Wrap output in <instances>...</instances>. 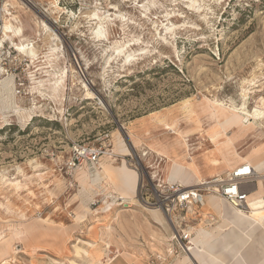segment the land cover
<instances>
[{"label": "rangeland", "instance_id": "obj_1", "mask_svg": "<svg viewBox=\"0 0 264 264\" xmlns=\"http://www.w3.org/2000/svg\"><path fill=\"white\" fill-rule=\"evenodd\" d=\"M6 25L23 37L6 40ZM263 96L264 0H0V264L186 260L169 219L171 231L144 208H154L151 176L168 179L175 163L188 174L195 162L209 181L212 156L225 178L233 154L263 153V122L228 130V149L208 140L215 103L253 112ZM106 132L115 157L101 165L135 171L138 202L119 201L106 178L92 183L99 167L66 174L71 148ZM201 213L217 217L202 226L219 225L210 206Z\"/></svg>", "mask_w": 264, "mask_h": 264}, {"label": "bare ground", "instance_id": "obj_2", "mask_svg": "<svg viewBox=\"0 0 264 264\" xmlns=\"http://www.w3.org/2000/svg\"><path fill=\"white\" fill-rule=\"evenodd\" d=\"M97 19L99 20L97 24L103 25V16L96 15L95 20ZM4 29L6 40L12 39V34L14 38L23 37L20 28H16L12 25H6ZM102 35L103 34L99 32V36L102 37ZM16 47L19 51L26 53L27 55L33 57L35 56V50L33 47L30 48L25 44L16 45ZM124 47H131V45L126 44L121 47V49H124ZM117 52H115V54ZM126 57L127 61L125 62L129 63L131 62L134 56L132 54H128ZM70 71L73 75L77 73L74 71V69ZM68 73L69 72L64 71L61 74L60 78L62 80L67 78ZM74 77H76V75L73 76V78ZM62 82L63 81H60L56 85L59 86L60 84H62ZM82 86L83 89H86L85 94L87 99L96 100L98 98H96L94 94L89 91L88 86L84 84L83 81ZM5 87L6 88L4 91H7L10 95H12L13 93L9 85ZM55 88L54 90H57L58 87ZM253 93L254 92H249L248 90H245L243 93L244 98H246L245 100H247L248 97ZM261 101L263 102V105L258 111L253 112L248 111L246 101L243 102L241 107H238L235 104L227 106L226 104H224V102L218 104L215 103V106L213 108H215L216 111L213 116L215 118L216 126L218 129L208 135L209 142H212L215 145L216 149L219 150L221 148V142L223 140V144L229 145L225 146V148L228 149V147H230V145L232 144V139L228 136V134H226L228 130H241L242 128L250 129L251 125L252 130H254L255 128L253 127V124H255L256 122L264 123V121H260L263 117L261 115L264 114V99H261ZM166 126L167 127H165V129H171L169 125ZM261 128L262 129H257L263 134L264 125H262ZM177 135L181 138L180 134ZM183 142H185L184 146L189 147L186 139H183ZM118 145V153L123 152V145L121 144V142H119ZM260 151V146L257 149L255 148L252 152V154H254L253 158L252 156L250 157V155L249 157H242L239 154H233L235 160L228 161L229 163H227V165L229 166V170L234 169L242 162H247L252 165L258 173L261 172V175H264V151L263 153H260ZM229 154H231V152ZM208 159L210 166L215 168L213 172L214 174H212L211 179H223L216 168L221 166L224 162L212 156ZM125 166L126 165H124L123 167H111L107 165H101V167H99L97 169V172L93 175V178L91 179L92 183H100L99 185H102L104 187L107 186V184L112 185L114 190H116L119 194V201H124L125 203L127 201L138 202V200L136 199V187L139 182L138 174L129 167ZM189 167L191 168L188 170L190 173L185 174L183 171V165L175 163V165L172 167V171L168 176V180L170 182H179L186 188L198 187L202 185V183L207 181L203 177L200 169L196 166L195 162H192ZM87 178L89 177L87 176ZM105 178L107 184L104 183ZM259 185L260 190L250 196V211L247 213L230 207L222 198L216 195H208L204 207L210 206L218 215L220 223L217 227L213 228H206L200 225L197 230L196 237L192 241V246L190 247V249H185L186 260L178 261L177 264H225L224 259L226 254H230L234 258L235 261L233 264H242L245 255L251 257L252 254L256 253L255 250L259 247L263 248L264 250V198L262 195L263 182L260 181ZM144 208L152 214L160 215L159 221L166 228V230L171 231L168 220L166 219L165 214L160 209L150 208L147 206H144ZM248 246H252L251 252L247 251ZM3 254V256L6 255V253ZM96 254L97 256L100 255L99 252H97ZM258 255L259 254L256 253L257 257Z\"/></svg>", "mask_w": 264, "mask_h": 264}, {"label": "built area", "instance_id": "obj_3", "mask_svg": "<svg viewBox=\"0 0 264 264\" xmlns=\"http://www.w3.org/2000/svg\"><path fill=\"white\" fill-rule=\"evenodd\" d=\"M69 155L65 165L67 175L73 176L86 165L101 167L103 160L115 157L111 134L106 132L100 135L94 143L76 144ZM151 181L152 191L146 204L160 209L169 219L174 229L173 239L184 253L192 246L197 226L204 224L212 227L217 222L214 214L201 213L208 195H216L230 207L247 213L250 211V196L257 193L262 181L264 198V175L247 162L240 163L225 178H214L198 187L186 188L179 182H170L156 175L151 176Z\"/></svg>", "mask_w": 264, "mask_h": 264}, {"label": "crops", "instance_id": "obj_4", "mask_svg": "<svg viewBox=\"0 0 264 264\" xmlns=\"http://www.w3.org/2000/svg\"><path fill=\"white\" fill-rule=\"evenodd\" d=\"M258 186H259V189H258V191H259L260 185H258ZM247 251L251 252L252 246H248ZM255 252L257 254H259L258 257L256 256V253L255 254L251 253L252 254L251 257H248L247 255H245L242 264H264V250H263V248L259 247L258 249L255 250ZM244 253H247V252H244ZM254 259H256V260H254ZM224 260H225V264H233L235 261L234 258L230 254H226ZM126 264H128V263H126Z\"/></svg>", "mask_w": 264, "mask_h": 264}]
</instances>
